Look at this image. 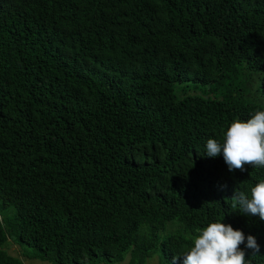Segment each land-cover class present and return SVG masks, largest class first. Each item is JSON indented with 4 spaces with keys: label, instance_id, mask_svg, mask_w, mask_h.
Returning <instances> with one entry per match:
<instances>
[{
    "label": "trees",
    "instance_id": "obj_1",
    "mask_svg": "<svg viewBox=\"0 0 264 264\" xmlns=\"http://www.w3.org/2000/svg\"><path fill=\"white\" fill-rule=\"evenodd\" d=\"M257 110L264 0H0V264H183L218 220L264 264V167L203 153Z\"/></svg>",
    "mask_w": 264,
    "mask_h": 264
},
{
    "label": "clouds",
    "instance_id": "obj_2",
    "mask_svg": "<svg viewBox=\"0 0 264 264\" xmlns=\"http://www.w3.org/2000/svg\"><path fill=\"white\" fill-rule=\"evenodd\" d=\"M203 153L208 157L222 154L230 172L244 171L245 165L264 167V110H257L246 120H233L224 130L222 142L208 138ZM232 197L234 211L264 220V180L256 182L247 192L235 191ZM241 244L251 249L252 254L259 253L254 236L248 235L245 243L241 230L218 220L198 230L190 246L181 250L180 255L183 264H250ZM176 260L174 255L171 264Z\"/></svg>",
    "mask_w": 264,
    "mask_h": 264
},
{
    "label": "rangeland",
    "instance_id": "obj_3",
    "mask_svg": "<svg viewBox=\"0 0 264 264\" xmlns=\"http://www.w3.org/2000/svg\"><path fill=\"white\" fill-rule=\"evenodd\" d=\"M162 236L163 234L160 233V237ZM5 248L9 254L16 256L18 259H20L22 264H51L50 262L45 261V260L28 257L27 254L24 253L25 249L23 248L24 249L23 250L22 248H20L19 245L12 240L8 241V244L5 246ZM160 255H161V252H160L159 244H157L156 248L154 249V252L147 258L146 264H157ZM128 259H129V255L126 254L124 259L120 262H115V263L100 262L97 264H128Z\"/></svg>",
    "mask_w": 264,
    "mask_h": 264
}]
</instances>
